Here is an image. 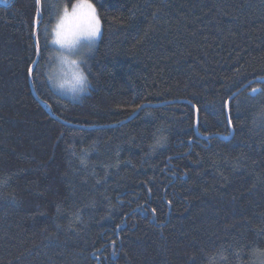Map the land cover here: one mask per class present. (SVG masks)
<instances>
[{"label":"trees","instance_id":"16d2710c","mask_svg":"<svg viewBox=\"0 0 264 264\" xmlns=\"http://www.w3.org/2000/svg\"><path fill=\"white\" fill-rule=\"evenodd\" d=\"M40 2L0 0V264H264V0H94L80 101Z\"/></svg>","mask_w":264,"mask_h":264},{"label":"clouds","instance_id":"9594fccd","mask_svg":"<svg viewBox=\"0 0 264 264\" xmlns=\"http://www.w3.org/2000/svg\"><path fill=\"white\" fill-rule=\"evenodd\" d=\"M99 20L94 0H60L49 28L51 50L41 69L42 79L70 100L80 101L93 90L87 61L100 40Z\"/></svg>","mask_w":264,"mask_h":264},{"label":"water","instance_id":"95a60500","mask_svg":"<svg viewBox=\"0 0 264 264\" xmlns=\"http://www.w3.org/2000/svg\"><path fill=\"white\" fill-rule=\"evenodd\" d=\"M40 3H41V2H40ZM40 3L38 4V8H40ZM38 28H39V26L36 27V33H35V38H36L37 43H38ZM38 59L40 60V54L38 55ZM37 63H38V62L35 63V66H34V67L30 70V72H29L30 88H31V91H32L34 97L37 99V101L40 102L43 106H45V104L43 103V101L41 100V98H40V97L38 96V94L36 93V90H35V87H34V84H33V74H34V71H35V69H36ZM230 99H231V98H230ZM229 104H230V100L227 102V109L229 108ZM150 105H151V106H155V105H160V104H150ZM150 105L147 104V106H150ZM144 106H145V105H143L142 107H144ZM45 107H46V106H45ZM46 108H47V107H46ZM47 110H48L49 114H50L52 117H54L55 119H57V120H59V121L65 123V124H67V125H70V126H78V125H73V124H71V123H67L66 121L62 120L59 116H57V115L52 111L51 108H47ZM137 112H138V111H137ZM137 112H135L134 114H132V115L130 116V118H132ZM196 116H197V118H196V122H197V121H198V115H196ZM229 120H230V118H229ZM230 125H231V123H230ZM113 126H116V125H113ZM81 127H83V128H88V129H94V128H96L95 126H81ZM196 128H197V126H196ZM231 131H232V134H231L230 138H231V137L233 136V134H234L232 126H231Z\"/></svg>","mask_w":264,"mask_h":264},{"label":"snow or ice","instance_id":"6c2138e0","mask_svg":"<svg viewBox=\"0 0 264 264\" xmlns=\"http://www.w3.org/2000/svg\"><path fill=\"white\" fill-rule=\"evenodd\" d=\"M37 4L40 3V0H36ZM97 31L100 33L101 35V21L99 20L98 21V28H97ZM252 92L253 94H256L257 93V89H252ZM229 123H231V120H229ZM170 203V202H169ZM153 212H155V209L152 210Z\"/></svg>","mask_w":264,"mask_h":264},{"label":"rangeland","instance_id":"374dc122","mask_svg":"<svg viewBox=\"0 0 264 264\" xmlns=\"http://www.w3.org/2000/svg\"><path fill=\"white\" fill-rule=\"evenodd\" d=\"M61 95V94H60Z\"/></svg>","mask_w":264,"mask_h":264}]
</instances>
